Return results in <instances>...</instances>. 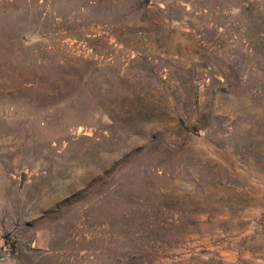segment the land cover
<instances>
[{"label": "rangeland", "instance_id": "1", "mask_svg": "<svg viewBox=\"0 0 264 264\" xmlns=\"http://www.w3.org/2000/svg\"><path fill=\"white\" fill-rule=\"evenodd\" d=\"M0 264H264V0H0Z\"/></svg>", "mask_w": 264, "mask_h": 264}, {"label": "trees", "instance_id": "2", "mask_svg": "<svg viewBox=\"0 0 264 264\" xmlns=\"http://www.w3.org/2000/svg\"><path fill=\"white\" fill-rule=\"evenodd\" d=\"M178 119H179V122H180V124L182 125V126H186V119H185V117H184V115H179L178 114Z\"/></svg>", "mask_w": 264, "mask_h": 264}]
</instances>
